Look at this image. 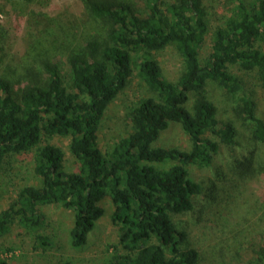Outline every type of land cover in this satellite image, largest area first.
<instances>
[{"label":"trees","instance_id":"1","mask_svg":"<svg viewBox=\"0 0 264 264\" xmlns=\"http://www.w3.org/2000/svg\"><path fill=\"white\" fill-rule=\"evenodd\" d=\"M36 1L0 0L10 24L28 27L26 51L16 57L0 22V170L30 155L38 181L22 186L0 212V240L19 226L35 250L46 249L43 208L60 205L72 215L70 244L82 250L109 201L119 234L103 264H206L211 251L214 263L235 264L236 236L205 253L180 217L203 195L190 170L212 167L224 148L240 145L236 126L218 119L211 85L254 125V150L239 161L237 181L264 176V117L256 98L264 101V0H226L230 7L216 25L207 0H80L78 17L56 18L34 11ZM168 49L184 63L175 82L164 78L157 58ZM135 76L146 92L128 116L131 130L105 151L101 124ZM173 124L186 145L160 144ZM53 138L68 141V151L50 143ZM226 193L213 183L205 211ZM254 204L262 210L255 241L264 230V195ZM240 206L233 204L231 213L241 217ZM263 235L246 264H264ZM5 251L0 264H8L11 250Z\"/></svg>","mask_w":264,"mask_h":264},{"label":"rangeland","instance_id":"2","mask_svg":"<svg viewBox=\"0 0 264 264\" xmlns=\"http://www.w3.org/2000/svg\"><path fill=\"white\" fill-rule=\"evenodd\" d=\"M133 1L138 2V0ZM206 2L211 13L210 21L213 25L219 24L227 7H230L229 3L226 0H207ZM32 9L51 18L61 15L78 17L84 11L80 0H37L32 5ZM0 22L9 31V42L15 48L16 57H22L27 48L28 27L26 22L21 25L20 31L16 28L17 24H10L5 15L1 13ZM209 51L208 40L204 54H208ZM157 58L164 78L170 82L177 81L184 67L179 55L168 49L158 53ZM61 63L65 64V60H62ZM137 77L131 79L125 92L111 105L101 124L99 144L105 151L131 130L128 116L136 100L146 92L142 88V81ZM208 90L210 98L218 106V119L226 122L231 121L238 129L240 145L235 149L224 148L212 167L190 170L192 178L203 185V195L196 200L195 210L181 216L180 220L191 242L203 249L205 253L210 248H214L219 240L232 239L236 236L237 242L231 243L233 245L232 252L238 256L235 264H246L252 257V248L255 247V243L259 244L260 242V234L264 233V230L260 229L255 241L253 240L255 227L258 226L262 216V210L254 202L264 195V176L255 178L250 176L242 183L237 181V178L240 177L237 172L239 161H243L250 151L254 150L251 139L254 125L249 121H243L234 113L235 103L222 90L213 85ZM256 98L258 109L264 117V101L261 97L256 96ZM193 100H195L194 97L192 104ZM50 143L68 151L69 143L65 139L53 138L50 139ZM160 144L165 147H179L186 145V139L180 127L173 124L162 135ZM71 164H73L72 160ZM31 166L32 156L23 155L13 161L11 169L0 170V212L8 207L10 200L16 197L22 186L37 184L38 181L34 177ZM71 170H73V166ZM213 183L226 188L227 193L220 198L218 205H213L205 211L206 207L204 206L208 201L207 197ZM228 196L232 198H228ZM236 203L241 205L242 214H239L241 217L231 213L232 205ZM105 208L107 215L97 223L87 246L82 250H77L71 246L69 238L72 215L60 205L44 207L45 222L40 232L50 238L51 246L35 250L32 240L21 233L19 226H15L11 233L3 238V241L0 240L2 252H6L7 249L11 250L9 259L5 256V261L8 264H103L111 256L106 253L107 245L117 243L119 234L110 219V215L114 211L112 203L107 201ZM225 250L229 251L230 248H225ZM215 253L212 254L211 251V258ZM211 258L206 260V264H219L214 263V259Z\"/></svg>","mask_w":264,"mask_h":264}]
</instances>
